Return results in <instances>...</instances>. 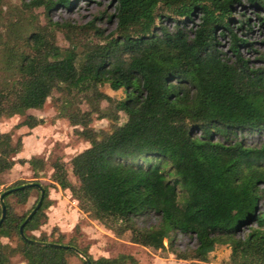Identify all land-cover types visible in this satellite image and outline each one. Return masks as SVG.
<instances>
[{"label": "trees", "instance_id": "16d2710c", "mask_svg": "<svg viewBox=\"0 0 264 264\" xmlns=\"http://www.w3.org/2000/svg\"><path fill=\"white\" fill-rule=\"evenodd\" d=\"M71 1L21 0L0 15V119L41 108L56 91L57 117L74 125L88 145L69 159L76 187L58 159L51 162L50 180L69 188L82 210L113 222L117 233L128 229L130 241L166 248L177 258L205 261L215 245L227 244V264H264V208L257 207L264 199V142L247 144L239 136L264 132V55L243 53L250 49L241 32L247 20L235 25L232 17L242 0H110L106 21L114 27L108 32L96 24L98 16L84 22L50 17L53 6ZM246 2L264 25L258 11L264 0ZM38 6L43 23L31 12ZM56 31L65 45L56 42ZM101 83L121 96L107 94ZM119 111L125 114L121 123ZM92 114L107 118L109 128L90 126ZM39 123L29 113L18 125L27 133ZM20 145V138L12 142L10 131L0 130V173L11 167ZM17 161H27L34 173L43 169L42 157ZM34 183L43 196L21 236L18 226L39 196ZM11 187L0 199V264H11L15 254L23 264H67L74 248L82 264L135 262L125 253L94 258L72 239L30 233L45 217L48 187L16 180L0 193ZM33 189L31 207L17 212L9 197L23 203ZM147 214L157 217L156 224L137 225ZM177 233L193 237L194 246L177 249Z\"/></svg>", "mask_w": 264, "mask_h": 264}, {"label": "rangeland", "instance_id": "374dc122", "mask_svg": "<svg viewBox=\"0 0 264 264\" xmlns=\"http://www.w3.org/2000/svg\"><path fill=\"white\" fill-rule=\"evenodd\" d=\"M20 1L21 0H0V15H2L7 7L19 5ZM112 10L113 5L110 0H72L69 6L60 4L53 6L49 11V15L55 20L67 19L75 22H84L93 16H98L95 19L96 24L103 28L105 32H108L113 29L114 23L106 21V14L112 12ZM258 11L264 16V8L258 9ZM31 12L37 17L40 23L45 21V15L41 6L33 7ZM255 13V10L248 5L246 0H242V5H235V10L232 13L235 25L240 19L247 20H245L246 23L242 27L241 32L244 31V33H246L247 40L250 42V49L243 50V53L250 59H254V56L257 54L264 55V42L262 41L264 38V25H260ZM196 19L197 18H195V20ZM163 21L164 23L167 22V20ZM55 37L59 45L66 44V40L59 31H56ZM219 40L223 45L226 44L225 38H219ZM99 88L114 97L121 96L122 94L119 90H111L106 83L99 84ZM53 96H56V91H52L51 97L46 98L41 108H28L20 113H15L0 119V130L10 131L12 142H14L17 138H20V135L26 130L24 126H19L18 123L29 113L41 118V124L44 125H49L51 122H54L56 118H63L64 124H59L55 130L63 132L65 136L59 137L55 132V136L46 135L47 138L43 146V154L33 155L42 157L43 159V169L40 170L42 172L41 174L38 172L34 173L33 170L32 172H28L24 169L23 171L20 170L19 176H14L12 180L11 177H4L1 175L5 170L0 173V188H4L16 180H36L48 187L47 196L50 200V204L43 210L45 217H43L42 222L36 229L29 231L30 233L39 236L42 233L48 234L52 232V237L61 235L60 239L63 242L72 239L78 248H85L94 258L98 256H114L118 253L131 254L135 262H126L124 264H227L229 252L227 244L215 245V247L209 251L206 260L201 261L197 259L177 258L166 248L155 249L134 243L129 240L130 231L128 229L117 233L116 228L118 226L113 222L109 220L107 222H102L92 217L88 210H82L78 206V202L69 188H60L58 185L53 184L50 180L52 172L51 162L58 159L62 162L66 170L68 181L73 188L76 187L75 178L70 171L69 159L74 153L88 145L86 140L73 132L74 125L69 124L65 117H57L52 99ZM105 104L104 100L100 102L101 107H104ZM80 107L86 109L87 104L82 101ZM124 119L125 114L119 111L117 122L121 123ZM109 122L110 121L105 117H97L95 114H92V120L89 125L94 128L108 129L110 125ZM64 125L68 126L64 127ZM16 126L19 127L15 128ZM75 126L79 127L78 125ZM239 136L242 137L247 144H259L264 142V132L242 131ZM14 155L15 153L13 156ZM36 195L37 191L33 189L23 203L15 202L13 197H9L8 200L12 203L17 212H26L33 204ZM257 207L259 210L264 208V199L259 200ZM156 222L157 217L152 214L143 215L136 219V223L139 226H149L156 224ZM245 229L246 228L243 227L240 233L244 232ZM1 240L3 242L8 241L11 245L15 243V238L8 239L6 237H1ZM174 245L177 249L188 250L194 246V238L177 233L175 235ZM82 258V256L74 251L68 254L67 264H82ZM23 263L24 261L19 255L15 254L11 257V264Z\"/></svg>", "mask_w": 264, "mask_h": 264}, {"label": "crops", "instance_id": "0c3cea01", "mask_svg": "<svg viewBox=\"0 0 264 264\" xmlns=\"http://www.w3.org/2000/svg\"><path fill=\"white\" fill-rule=\"evenodd\" d=\"M59 124H64L63 118H56L54 122H51L49 125H44L41 123L36 124L33 127L29 128L27 133L21 134V145L19 150L13 156L14 162L11 167L1 173V175H3L4 177H11V179L13 180L14 176H19L20 170L23 171L25 169L28 172H32V169L27 161L19 163L17 161V158L28 159L31 155L43 154V146L47 138L46 135H54L55 132L56 135H59V137L65 136L63 132L55 130V128L58 127ZM67 126L68 125H64V127ZM38 173L41 174L42 172L39 170Z\"/></svg>", "mask_w": 264, "mask_h": 264}, {"label": "water", "instance_id": "95a60500", "mask_svg": "<svg viewBox=\"0 0 264 264\" xmlns=\"http://www.w3.org/2000/svg\"><path fill=\"white\" fill-rule=\"evenodd\" d=\"M34 184L39 188V196H38V199H37L36 203L34 204V206L29 210V212L26 214V216L24 217V219L22 220V222L18 226V231H19L21 236H24L23 232H22L23 224L27 221V219L31 216V214L36 210V208L40 204L42 196H43V189H42L41 185H39L38 183H34ZM12 188H15V187L8 188V189L4 190L3 192H1L0 193V199H1V197H2L4 192H7V191H9ZM4 214H5V207H4V205H1L0 221L2 220ZM32 241L37 243V244H42L43 243L42 241H38V240H32ZM50 244L54 245V246H60V247L67 246L66 244H61V243H56V242H51ZM74 251L77 252L80 256L83 257L82 253L78 249L74 248ZM87 264H90L88 260H87Z\"/></svg>", "mask_w": 264, "mask_h": 264}]
</instances>
